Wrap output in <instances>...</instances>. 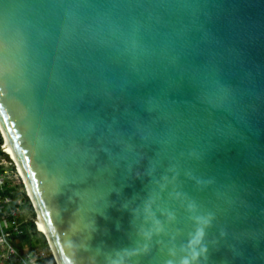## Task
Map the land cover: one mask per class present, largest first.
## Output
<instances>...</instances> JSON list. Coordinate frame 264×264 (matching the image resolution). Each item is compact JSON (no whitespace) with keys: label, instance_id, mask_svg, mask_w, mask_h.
Instances as JSON below:
<instances>
[{"label":"water","instance_id":"1","mask_svg":"<svg viewBox=\"0 0 264 264\" xmlns=\"http://www.w3.org/2000/svg\"><path fill=\"white\" fill-rule=\"evenodd\" d=\"M0 128L57 264H264V0H0Z\"/></svg>","mask_w":264,"mask_h":264},{"label":"built area","instance_id":"2","mask_svg":"<svg viewBox=\"0 0 264 264\" xmlns=\"http://www.w3.org/2000/svg\"><path fill=\"white\" fill-rule=\"evenodd\" d=\"M3 144L0 132V264H57L49 244L35 242L36 212L34 218L22 214L25 184Z\"/></svg>","mask_w":264,"mask_h":264},{"label":"bare ground","instance_id":"3","mask_svg":"<svg viewBox=\"0 0 264 264\" xmlns=\"http://www.w3.org/2000/svg\"><path fill=\"white\" fill-rule=\"evenodd\" d=\"M0 132L3 134L1 128H0ZM3 150L6 152V154H7V155H8V156L14 161V163L16 164V166H17V168H18V170H19V173H20V177L22 178V180H23V182H24V184H25L26 193H27L26 196L29 198L30 202L32 203L33 207L35 208V206H34V202H33V200H32V197H31L30 193H29V190H28V187H27L26 182H25V180H24V177H23V175H22V172H21V170H20V168H19V166H18V164H17V162H16V160H15V158H14L12 152H11V149H10V147H9V144H8V142H7L6 138H5V136H4ZM35 211H36V209H35ZM35 225H36V230L48 240L47 235H46V233H45V230H44V228H43L42 221L40 220V218H39L38 215H37L36 218H35ZM55 260H56V257H55ZM56 261H57V260H56Z\"/></svg>","mask_w":264,"mask_h":264},{"label":"rangeland","instance_id":"4","mask_svg":"<svg viewBox=\"0 0 264 264\" xmlns=\"http://www.w3.org/2000/svg\"><path fill=\"white\" fill-rule=\"evenodd\" d=\"M27 195V193H26ZM24 196V195H23ZM26 203L23 204L22 209L24 210L22 213L23 216L29 217L32 216L34 218V207L32 203L30 202L29 198L25 196ZM33 237L35 238V242L42 244L43 242L46 244L45 237L41 235L37 230H34L32 232Z\"/></svg>","mask_w":264,"mask_h":264},{"label":"trees","instance_id":"5","mask_svg":"<svg viewBox=\"0 0 264 264\" xmlns=\"http://www.w3.org/2000/svg\"><path fill=\"white\" fill-rule=\"evenodd\" d=\"M33 231H34V230H32L31 232H33ZM42 246H45V243H44V242L42 243Z\"/></svg>","mask_w":264,"mask_h":264}]
</instances>
